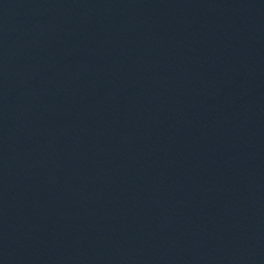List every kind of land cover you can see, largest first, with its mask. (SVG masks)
Returning <instances> with one entry per match:
<instances>
[{"label": "water", "instance_id": "1", "mask_svg": "<svg viewBox=\"0 0 264 264\" xmlns=\"http://www.w3.org/2000/svg\"><path fill=\"white\" fill-rule=\"evenodd\" d=\"M245 0H0V48Z\"/></svg>", "mask_w": 264, "mask_h": 264}]
</instances>
